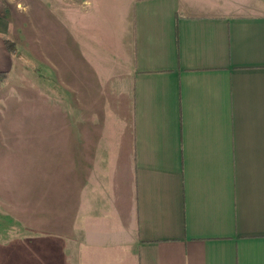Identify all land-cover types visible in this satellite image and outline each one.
<instances>
[{
	"label": "crops",
	"instance_id": "crops-1",
	"mask_svg": "<svg viewBox=\"0 0 264 264\" xmlns=\"http://www.w3.org/2000/svg\"><path fill=\"white\" fill-rule=\"evenodd\" d=\"M182 4L133 0L131 135L124 158L85 152L73 264H264V9ZM10 55L0 37V72Z\"/></svg>",
	"mask_w": 264,
	"mask_h": 264
},
{
	"label": "rangeland",
	"instance_id": "rangeland-1",
	"mask_svg": "<svg viewBox=\"0 0 264 264\" xmlns=\"http://www.w3.org/2000/svg\"><path fill=\"white\" fill-rule=\"evenodd\" d=\"M224 1L183 0L182 10L264 9V0ZM132 9L133 0H0V37L14 50L0 77V264L74 263L72 191L89 171L85 152L99 140V156L114 146L124 158L131 135ZM80 109L96 128L106 121L99 138ZM129 167L115 161L112 171Z\"/></svg>",
	"mask_w": 264,
	"mask_h": 264
},
{
	"label": "trees",
	"instance_id": "trees-1",
	"mask_svg": "<svg viewBox=\"0 0 264 264\" xmlns=\"http://www.w3.org/2000/svg\"><path fill=\"white\" fill-rule=\"evenodd\" d=\"M5 44H6V47L8 48V50H9V52L13 51V53H14L13 46L11 45V42L9 40L5 39ZM5 73L6 72H1L0 73V77H3Z\"/></svg>",
	"mask_w": 264,
	"mask_h": 264
}]
</instances>
